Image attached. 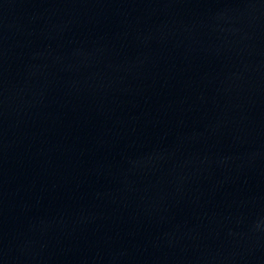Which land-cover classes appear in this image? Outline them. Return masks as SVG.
<instances>
[{
	"label": "water",
	"instance_id": "95a60500",
	"mask_svg": "<svg viewBox=\"0 0 264 264\" xmlns=\"http://www.w3.org/2000/svg\"><path fill=\"white\" fill-rule=\"evenodd\" d=\"M0 264H264V0H0Z\"/></svg>",
	"mask_w": 264,
	"mask_h": 264
}]
</instances>
